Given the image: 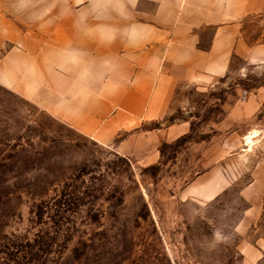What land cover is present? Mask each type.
Instances as JSON below:
<instances>
[{
    "label": "rangeland",
    "instance_id": "374dc122",
    "mask_svg": "<svg viewBox=\"0 0 264 264\" xmlns=\"http://www.w3.org/2000/svg\"><path fill=\"white\" fill-rule=\"evenodd\" d=\"M53 5L39 0L41 23ZM10 50L0 45V264H264V210L243 196L264 164V63L233 55L218 78L176 82L152 113L156 82L137 86L147 100L103 136L122 102L87 115L126 87L85 93L61 81L79 71L19 69Z\"/></svg>",
    "mask_w": 264,
    "mask_h": 264
},
{
    "label": "crops",
    "instance_id": "0c3cea01",
    "mask_svg": "<svg viewBox=\"0 0 264 264\" xmlns=\"http://www.w3.org/2000/svg\"><path fill=\"white\" fill-rule=\"evenodd\" d=\"M107 1L54 0L55 9L41 23L39 0H31V21L24 14L28 1L0 0V45L10 46L8 54L22 65L19 69L79 71V79L61 81L78 82L85 93L102 82L127 88L117 91L127 98L107 96L103 114L91 110L87 115L106 118L122 102L123 111L104 123L103 136L121 129L125 117H135L137 96L147 100L148 93L138 92L137 86L156 82L152 113L156 102L169 101L176 82L218 78L230 69L233 55L264 63V0H110L111 13L103 14ZM247 23L259 30L255 39L249 37ZM203 30L211 31L206 44ZM34 55H46V66L29 59ZM262 168L243 188L251 202L249 213L257 216L264 210Z\"/></svg>",
    "mask_w": 264,
    "mask_h": 264
},
{
    "label": "bare ground",
    "instance_id": "6f19581e",
    "mask_svg": "<svg viewBox=\"0 0 264 264\" xmlns=\"http://www.w3.org/2000/svg\"><path fill=\"white\" fill-rule=\"evenodd\" d=\"M257 133V131L256 130H254L252 133H251V135H248L246 138H247V142H253V140H252V136L253 135H255Z\"/></svg>",
    "mask_w": 264,
    "mask_h": 264
}]
</instances>
